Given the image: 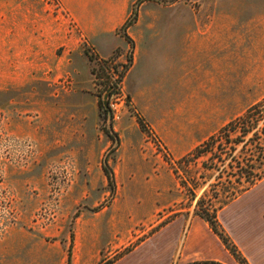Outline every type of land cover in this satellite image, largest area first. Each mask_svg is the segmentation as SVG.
<instances>
[{
    "label": "rangeland",
    "instance_id": "obj_1",
    "mask_svg": "<svg viewBox=\"0 0 264 264\" xmlns=\"http://www.w3.org/2000/svg\"><path fill=\"white\" fill-rule=\"evenodd\" d=\"M173 1L133 0L114 34L121 44L98 53L61 0H0V264H192L220 248L193 216L218 173L182 158L264 98V43L243 45L225 90L172 91L167 100L136 90L147 72L152 85L171 69L178 79L190 71L180 32L169 58ZM153 19L165 22L155 49L147 59L140 52L127 77L126 30L135 37L143 30L135 23ZM109 88L106 103L124 99L116 121L102 110ZM262 186L217 214L239 252L264 242Z\"/></svg>",
    "mask_w": 264,
    "mask_h": 264
},
{
    "label": "crops",
    "instance_id": "obj_2",
    "mask_svg": "<svg viewBox=\"0 0 264 264\" xmlns=\"http://www.w3.org/2000/svg\"><path fill=\"white\" fill-rule=\"evenodd\" d=\"M132 2L133 0H61V5L71 16L81 35L94 41L93 46L99 53L111 52L116 49L115 44H121L122 40L114 34L125 24ZM228 3L229 8L233 9V14L226 12ZM169 9L170 18L166 23L153 19L141 26L137 21L133 28L140 27L143 30H138L135 37L129 33L130 28L126 30L133 44V61L127 77L136 67L140 52L144 59L151 56L155 49V40L158 39L159 31L156 28L164 27V23L169 28V58L172 61L176 57L172 49L174 48L172 40L177 38L180 32L185 43L182 59L190 66V71L178 79L173 74L176 70L171 69L169 75L153 78V81L155 80L153 86L143 81L150 79L147 72L144 77L143 75L138 77L140 87L136 90L161 91L162 97L166 100L172 99V91L225 90L226 71L229 69L234 72L236 67L241 66L243 45L264 43V0H233L232 4L229 0H175L170 3ZM109 35H112L111 39L106 38ZM107 42L109 45L106 47ZM205 84L208 87L204 86ZM186 97L184 93L182 98ZM263 191L264 188L260 192ZM259 215L260 219L264 218L262 212H259ZM262 236L260 234L258 240H261ZM239 250L248 264H264V242H257L249 249L239 247ZM203 254L206 259L192 264L199 262L237 264L221 244L220 248L214 249L212 253L204 250Z\"/></svg>",
    "mask_w": 264,
    "mask_h": 264
},
{
    "label": "trees",
    "instance_id": "obj_3",
    "mask_svg": "<svg viewBox=\"0 0 264 264\" xmlns=\"http://www.w3.org/2000/svg\"><path fill=\"white\" fill-rule=\"evenodd\" d=\"M182 159L193 164L203 159V169L218 173L216 184L209 186V192L214 194L208 198H195L199 186L194 179L191 180L192 201L196 199L193 216L208 226L237 264H248L221 228L217 214L264 179V98L230 120L217 134L208 137ZM106 176L110 179L109 174ZM218 186L221 189H216L220 188Z\"/></svg>",
    "mask_w": 264,
    "mask_h": 264
},
{
    "label": "built area",
    "instance_id": "obj_4",
    "mask_svg": "<svg viewBox=\"0 0 264 264\" xmlns=\"http://www.w3.org/2000/svg\"><path fill=\"white\" fill-rule=\"evenodd\" d=\"M123 105H124V99L122 96H119L118 94L111 95L107 102V108L105 109L108 118H110L113 121L118 120Z\"/></svg>",
    "mask_w": 264,
    "mask_h": 264
},
{
    "label": "water",
    "instance_id": "obj_5",
    "mask_svg": "<svg viewBox=\"0 0 264 264\" xmlns=\"http://www.w3.org/2000/svg\"><path fill=\"white\" fill-rule=\"evenodd\" d=\"M109 92H110V88L107 90V93H106V95H105V97H104V101L102 102V105H103V108H104V109L107 108L106 99H107V96H108Z\"/></svg>",
    "mask_w": 264,
    "mask_h": 264
}]
</instances>
